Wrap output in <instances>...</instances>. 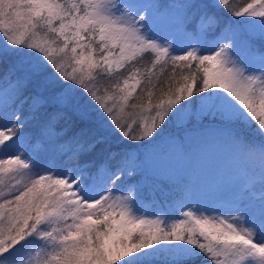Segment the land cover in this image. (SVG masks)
<instances>
[{
    "label": "snow or ice",
    "instance_id": "obj_1",
    "mask_svg": "<svg viewBox=\"0 0 264 264\" xmlns=\"http://www.w3.org/2000/svg\"><path fill=\"white\" fill-rule=\"evenodd\" d=\"M192 138L218 206L138 205L142 149ZM0 264H264V0H0Z\"/></svg>",
    "mask_w": 264,
    "mask_h": 264
},
{
    "label": "trees",
    "instance_id": "obj_2",
    "mask_svg": "<svg viewBox=\"0 0 264 264\" xmlns=\"http://www.w3.org/2000/svg\"><path fill=\"white\" fill-rule=\"evenodd\" d=\"M212 126L211 120L205 119L204 127L210 129ZM168 131L178 137H184L186 135L185 132L179 131L175 128H171ZM195 145L196 143L191 141V147L185 149L183 152L179 150H170L166 146H161L163 152L167 153L166 155H163L160 149L155 151L152 148L142 149L144 156L137 161L138 166L133 172L132 177L128 180V184L134 186V196L138 205H141L156 214H170L168 217L169 219L178 218V215L175 213V207L177 206V201L179 200L180 187L182 184L186 183L189 178L193 179V177L188 174L184 178L183 176L182 178H176L173 173L175 166L183 160V154L189 156L192 161L191 158L193 157H191L190 154H192L191 149L196 148L198 144L196 146ZM148 154H151V156L154 155L160 159L170 155V157L178 160L172 161L173 168H166L164 172L154 174V172L149 169V165L145 162ZM40 158L42 161L49 160L53 162H59L62 159L54 156L51 147L46 143L42 144ZM193 170L197 171L195 166H193ZM197 176H199V172H197Z\"/></svg>",
    "mask_w": 264,
    "mask_h": 264
},
{
    "label": "rangeland",
    "instance_id": "obj_3",
    "mask_svg": "<svg viewBox=\"0 0 264 264\" xmlns=\"http://www.w3.org/2000/svg\"><path fill=\"white\" fill-rule=\"evenodd\" d=\"M161 2H167V0H161ZM158 31L161 35L169 36V38H171L170 30L163 25H161ZM175 42L180 43L186 41H184L183 37L177 34L175 36ZM191 141H194L196 145L200 142L198 138L188 139L185 142L191 145ZM196 149L197 147L191 149L192 154H190V156L193 157L191 158L192 161L189 156L183 154L184 158L175 166L173 174L176 178H182V176L184 178L188 174L192 175L198 190L197 199H199L201 205L208 208L217 207L219 204V198L228 186L227 177L221 175L223 158L219 154L201 156ZM153 150L155 151L158 149ZM173 160L178 159L170 157V155L160 159L154 155L151 156V154H148L145 162L149 165V169L154 172V174H159L164 172L166 168H173ZM193 166L196 167L197 171L193 170ZM197 172H199V176H197Z\"/></svg>",
    "mask_w": 264,
    "mask_h": 264
}]
</instances>
